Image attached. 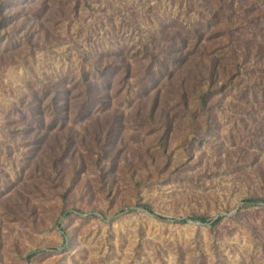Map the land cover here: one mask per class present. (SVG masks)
<instances>
[{
  "label": "rangeland",
  "instance_id": "1",
  "mask_svg": "<svg viewBox=\"0 0 264 264\" xmlns=\"http://www.w3.org/2000/svg\"><path fill=\"white\" fill-rule=\"evenodd\" d=\"M0 264H264V0H0Z\"/></svg>",
  "mask_w": 264,
  "mask_h": 264
},
{
  "label": "trees",
  "instance_id": "2",
  "mask_svg": "<svg viewBox=\"0 0 264 264\" xmlns=\"http://www.w3.org/2000/svg\"><path fill=\"white\" fill-rule=\"evenodd\" d=\"M248 202L250 203H259L260 201L258 200H249ZM146 210H148L149 213L152 214V212L146 208ZM157 218L161 219V220H164V221H168V222H174V223H185L189 220H198L200 222H203V223H214L217 221V219L215 220H208V219H205V218H165V217H159L157 216Z\"/></svg>",
  "mask_w": 264,
  "mask_h": 264
}]
</instances>
